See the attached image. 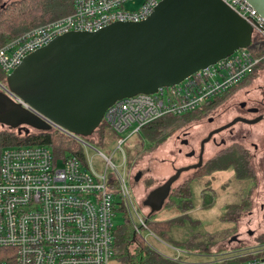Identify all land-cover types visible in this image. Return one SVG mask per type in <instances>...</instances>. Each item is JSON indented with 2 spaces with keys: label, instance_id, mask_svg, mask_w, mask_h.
<instances>
[{
  "label": "built area",
  "instance_id": "obj_1",
  "mask_svg": "<svg viewBox=\"0 0 264 264\" xmlns=\"http://www.w3.org/2000/svg\"><path fill=\"white\" fill-rule=\"evenodd\" d=\"M162 1L71 0L68 16L38 26L0 47V72L8 77L23 58L58 36L93 33L114 23L142 22ZM221 1L251 27V45L256 40L253 47L239 50L177 85L160 88L154 94H138L109 107L102 122L115 135L112 153L107 157L96 152L104 163L103 174L80 157H55L45 146L1 152L0 264H110L114 261L116 203L122 204L137 233L144 238L151 235L140 229L145 219L137 211L123 149L130 148L147 125L164 116H182L204 107L239 86L264 64V19L245 0ZM0 89L30 110L6 84H0ZM44 122L81 148H91L84 139ZM120 152L123 165L117 167L112 160ZM236 259H241L239 264H264V250L243 261L234 258L214 264Z\"/></svg>",
  "mask_w": 264,
  "mask_h": 264
},
{
  "label": "water",
  "instance_id": "obj_2",
  "mask_svg": "<svg viewBox=\"0 0 264 264\" xmlns=\"http://www.w3.org/2000/svg\"><path fill=\"white\" fill-rule=\"evenodd\" d=\"M245 1L264 19V0ZM251 42V27L221 0H163L142 22L58 36L23 58L7 86L31 111L2 94L0 123L31 126L35 115L90 138L114 103L177 85Z\"/></svg>",
  "mask_w": 264,
  "mask_h": 264
},
{
  "label": "rangeland",
  "instance_id": "obj_3",
  "mask_svg": "<svg viewBox=\"0 0 264 264\" xmlns=\"http://www.w3.org/2000/svg\"><path fill=\"white\" fill-rule=\"evenodd\" d=\"M11 1L15 0H0V6ZM252 77H254L255 82L252 83L254 85L250 89L251 96L249 97L261 100V97L264 98V69H259ZM1 91L3 92L0 89V93H2ZM7 114H4L6 115L5 117H7ZM230 117V111H225L216 118L217 121L215 120L213 124L215 126L219 125L229 120ZM30 119H33L31 128L39 130L44 127L49 128L44 121L38 119L35 115H31ZM203 120L201 119L199 122H203ZM6 126L0 123V131L16 132L15 130L7 129L8 126ZM19 126L14 124L12 128L16 129ZM194 126L185 132L189 134L192 146L196 149L199 147V143H201L203 137L212 129V126L209 123ZM20 128H24V126H20ZM262 133H264L263 127L259 131L254 132L252 136L260 150H264V135ZM179 135L178 132H175L172 137L157 149L153 151L146 149L147 151L139 154V157H135L137 154L135 146L139 144V138L132 141L130 148L125 146L123 149L127 164L132 168L130 169L132 170L131 176L136 198L145 214L149 211L142 206V201L144 204L149 205L151 210L154 208L159 210L160 207L158 205H161L169 187V183L165 181L173 174L176 167L187 163V160L179 154V149L176 146V137ZM86 141L91 148L79 147L78 151L82 154L80 158L85 164H90L94 167L99 174H103L104 163L101 162L102 159L96 152L110 157L113 144L108 138H106L105 148H101L89 139H86ZM147 146L146 144L145 148ZM123 154L121 152L118 153L112 160L114 166L121 167L123 165ZM68 155L69 153L66 151L65 156ZM127 164L126 169H128ZM258 168L261 170L264 166L261 167L258 164ZM119 170H123V168H119ZM111 173L112 170L110 169L108 176ZM233 175V170H228L215 173L213 179L203 178L192 182L190 188L193 209L189 213L191 220H186L183 227L173 228L168 242H159L152 235L146 234L145 240L147 245L165 258L181 264H214L222 260L247 257L264 250V194L262 191L264 190V184L261 190H257V197L253 195L254 204L249 209L243 210L240 218L235 223L224 222L220 219V216L227 209V205L239 203V200L244 198L249 192L250 187L247 186L249 182L243 181L241 182L242 184H239V182L235 181ZM186 176L188 174H182L181 177L184 179ZM209 182L210 188L215 193L214 205L210 209H203L201 194L204 186ZM262 183H264V180L258 179L257 188H260ZM161 184H163L162 187L160 186ZM158 186L160 188L156 189ZM153 189L155 190L150 192ZM254 193L255 190L253 191ZM248 210H251V216H249ZM235 211L232 210V213H227L225 219L230 221L236 219ZM176 216H179V211L176 208H164L158 212L154 219L169 220ZM113 223L115 230L123 224L122 213L116 211ZM189 240L193 243L190 245L191 249L187 246V241ZM110 264L120 263L112 260Z\"/></svg>",
  "mask_w": 264,
  "mask_h": 264
},
{
  "label": "trees",
  "instance_id": "obj_4",
  "mask_svg": "<svg viewBox=\"0 0 264 264\" xmlns=\"http://www.w3.org/2000/svg\"><path fill=\"white\" fill-rule=\"evenodd\" d=\"M71 12V0H15L6 3V5H1L0 47L38 26L68 16ZM255 42L256 40H253L250 48L253 47ZM259 69H264V64L256 68V70L239 86L231 89L229 93H226L220 98L209 102L204 107L182 116H164L144 127L139 137H137L140 141L139 144L135 146L137 150L135 157H139V154L146 152V149H150L151 151L157 149L161 144L172 137L175 132L180 134L190 129L201 119L203 120L206 118L237 90L250 86L254 82V77L252 76H254ZM3 83L7 86V77L0 72V84ZM20 126H24V128H20ZM20 126L16 127V129H13L11 126L7 127V129L15 130L16 132L0 131V154L7 148L37 145L48 147L55 157H65L66 151L69 153L68 156L82 157L81 152L78 151L80 146L74 140L52 130L49 126V128L44 127L40 130L31 128L30 125L27 124H20ZM106 138L112 143L115 140V135L104 122H102L95 130L92 137L83 139L85 141L89 139L101 148H105L107 142ZM146 144L148 145L147 148H145ZM131 169L130 173H132ZM228 170H233L234 179L239 183L244 180H255L248 152L242 148L230 147L207 162L203 168L193 173L192 177L187 181H179L178 178H176L179 177V175L172 176L170 180L173 181L169 184L168 194L164 200H162L159 210L156 208L151 210V207L144 204L142 201V206L149 211L145 214L139 202L134 197L137 211L145 219L144 226H141L143 228L140 227V229H145L160 242H168L173 228L183 227L186 220H191L189 213L193 209L190 188L192 182L203 178H213L215 173ZM131 180L133 181L132 176ZM209 184L210 182L204 186L201 194L203 209H210L214 205L215 193L212 191ZM174 185L175 187H173ZM160 186H163V184ZM249 202L250 200L244 197L243 200H239V203L227 205V209L225 210L226 214L224 212V214L220 216V219L224 222L235 223V221L240 218L242 211L251 207ZM116 206L115 211L122 213L123 224L114 230L113 259L115 261H118L120 264H181L171 261L157 251L151 249V247L147 245L144 236L136 232V228L132 224L128 213L124 207H122V204L116 203ZM164 208H176L179 211V216L169 220H155V216ZM232 210H236V219L231 221L226 220L227 213H232ZM249 211L250 210L247 212ZM196 223L199 224L198 222ZM191 244L193 243L190 240L187 241L189 249H191ZM246 259H249V256L243 257L242 261ZM240 261L241 259H236L226 264H239Z\"/></svg>",
  "mask_w": 264,
  "mask_h": 264
},
{
  "label": "flooded vegetation",
  "instance_id": "obj_5",
  "mask_svg": "<svg viewBox=\"0 0 264 264\" xmlns=\"http://www.w3.org/2000/svg\"><path fill=\"white\" fill-rule=\"evenodd\" d=\"M253 85L254 84L237 90L233 95L229 96L224 103L212 111L203 122H197L195 124L194 127L205 123H209L212 126L209 133H207L201 140V143H199V147L196 149L193 148L188 136L189 134L185 131L176 137V146L179 149V154L187 160L186 164L176 167V170L179 171V177H177L179 181L184 182L190 179L193 173L203 168L207 162L217 157L223 150L230 147L242 148L246 150L250 156L255 179L254 181L244 180L249 182L247 186L250 187L245 197L247 200H250L249 204L251 206L254 204L253 195L257 197V190H261L264 184L262 183L261 187L257 188L258 179L264 180V168H261V170L258 168V164L261 165V167L264 166V161H262L264 160V150L258 148L252 136L254 132L257 130L259 131L262 127L264 132V98L261 97V100H259L249 97L251 96L250 89H252ZM0 95L2 94L0 93ZM1 104L6 106L7 102L3 100L0 105ZM4 111L5 110H0V116H4ZM225 111H230V119L215 126L213 124L214 121H217L216 118ZM262 135H264V133H262ZM209 148L211 149L209 150ZM182 174H188V176L182 179ZM239 184L242 183L240 182ZM254 190L255 193L253 194ZM262 191L264 194V190ZM241 200H243V198ZM248 214L251 216V210Z\"/></svg>",
  "mask_w": 264,
  "mask_h": 264
},
{
  "label": "crops",
  "instance_id": "obj_6",
  "mask_svg": "<svg viewBox=\"0 0 264 264\" xmlns=\"http://www.w3.org/2000/svg\"><path fill=\"white\" fill-rule=\"evenodd\" d=\"M179 173V171H177V170H175V172H173V174H171L168 178H167V180L165 181V182H169V180L172 178V176H174V175H177ZM134 183H135V181H134ZM130 185H131V190H132V193H134L133 195H135V198H136V194H135V189H134V185H133V181L131 180V183H130ZM162 187V186H161ZM158 188H160V187H158ZM157 189V188H156ZM155 189H153V190H151L150 192H152V191H154ZM168 191H169V187H168ZM168 191H167V194H168ZM167 194H166V196H167ZM165 196V197H166ZM164 197V198H165ZM136 200H137V198H136ZM164 200V199H163ZM138 201V200H137ZM155 207H157L156 205H155ZM158 207H161V205H158ZM158 210V209H157Z\"/></svg>",
  "mask_w": 264,
  "mask_h": 264
}]
</instances>
